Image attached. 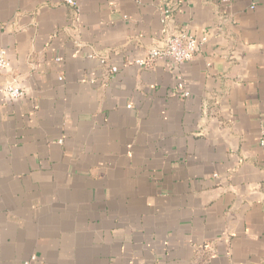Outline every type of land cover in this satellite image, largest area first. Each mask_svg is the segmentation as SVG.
Instances as JSON below:
<instances>
[{
  "label": "crops",
  "instance_id": "1",
  "mask_svg": "<svg viewBox=\"0 0 264 264\" xmlns=\"http://www.w3.org/2000/svg\"><path fill=\"white\" fill-rule=\"evenodd\" d=\"M74 1L0 0V264H264V0Z\"/></svg>",
  "mask_w": 264,
  "mask_h": 264
},
{
  "label": "built area",
  "instance_id": "2",
  "mask_svg": "<svg viewBox=\"0 0 264 264\" xmlns=\"http://www.w3.org/2000/svg\"><path fill=\"white\" fill-rule=\"evenodd\" d=\"M224 1L227 2V0ZM65 2L68 5L76 7V2L74 0H65ZM175 6V4L172 5L168 3L166 7H164L161 13V21L163 23L176 8ZM224 22H227V19H224L222 16L218 15V21L216 23V28L218 29L217 31H222V28H224ZM208 37L209 35L206 32L193 35H189L181 31L176 33L170 32L165 35L162 46L148 49L144 55L135 58L133 62L140 67L148 63H153L157 60H170L173 64L178 65L186 61H190L208 41ZM59 60V58L56 59V61ZM7 67L8 60L6 53L3 49H0V71L6 69ZM111 71L115 73L118 71V68L116 66H112ZM1 91L13 99H18L23 95L22 89L13 79L4 83V85L1 87ZM179 95L187 96V92L183 91L179 93Z\"/></svg>",
  "mask_w": 264,
  "mask_h": 264
}]
</instances>
